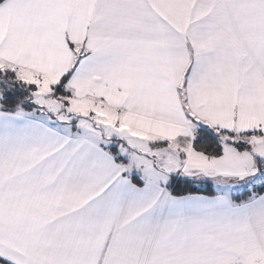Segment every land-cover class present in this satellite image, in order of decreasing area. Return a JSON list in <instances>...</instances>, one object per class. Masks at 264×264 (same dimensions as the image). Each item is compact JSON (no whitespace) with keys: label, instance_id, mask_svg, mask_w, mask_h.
<instances>
[{"label":"snow or ice","instance_id":"6c2138e0","mask_svg":"<svg viewBox=\"0 0 264 264\" xmlns=\"http://www.w3.org/2000/svg\"><path fill=\"white\" fill-rule=\"evenodd\" d=\"M0 264H264V0H0Z\"/></svg>","mask_w":264,"mask_h":264}]
</instances>
